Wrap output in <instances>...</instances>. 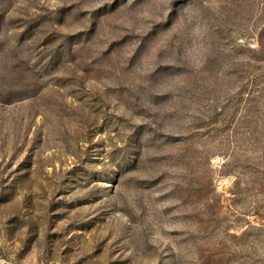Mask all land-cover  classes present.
<instances>
[{
	"label": "rangeland",
	"instance_id": "rangeland-1",
	"mask_svg": "<svg viewBox=\"0 0 264 264\" xmlns=\"http://www.w3.org/2000/svg\"><path fill=\"white\" fill-rule=\"evenodd\" d=\"M0 264H264V0H0Z\"/></svg>",
	"mask_w": 264,
	"mask_h": 264
}]
</instances>
